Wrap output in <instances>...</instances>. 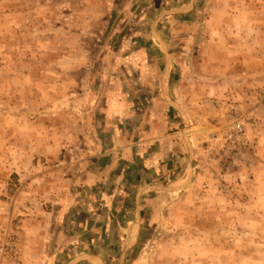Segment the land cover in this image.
Instances as JSON below:
<instances>
[{"label": "rangeland", "instance_id": "374dc122", "mask_svg": "<svg viewBox=\"0 0 264 264\" xmlns=\"http://www.w3.org/2000/svg\"><path fill=\"white\" fill-rule=\"evenodd\" d=\"M123 3L0 0V246L13 242L20 264L22 223L41 211L57 215L62 198L79 194L72 177L98 133V73L121 67L118 19L132 2ZM153 3L161 48L180 57L172 85L188 100L186 122L177 115V123L192 188L158 225L152 218L126 258L116 220L114 244L95 254L108 264H264V0ZM128 182L118 199L131 200L126 215L136 209Z\"/></svg>", "mask_w": 264, "mask_h": 264}, {"label": "crops", "instance_id": "0c3cea01", "mask_svg": "<svg viewBox=\"0 0 264 264\" xmlns=\"http://www.w3.org/2000/svg\"><path fill=\"white\" fill-rule=\"evenodd\" d=\"M128 3L126 17L118 19L120 52L114 60L121 67L98 73V133L89 137L92 146L84 159L85 168L82 164L72 177V186L79 194L62 198L59 202L64 208L57 215L41 211L22 223V264H57L70 253V260L63 264H108L95 253L109 252L114 244L115 220V240L120 257L126 258L139 249L145 230L154 226L152 218L158 225L166 208L177 206L181 195L186 196L192 188L186 181L190 163L183 148L188 141L177 123V115L186 122L180 110L188 100L182 98V87L172 85L173 66L180 57L171 53L169 58L161 48L162 26L153 0H124L122 5ZM160 11V15L168 13L167 8ZM185 69L184 75L188 72ZM128 181L135 190L131 199L136 209L126 215L123 206L130 199L124 194L121 201L118 199L119 190L130 187ZM118 204L122 205L121 216L113 213ZM67 206H82L84 210L71 215ZM148 210L154 214L149 216ZM133 264H140L139 259Z\"/></svg>", "mask_w": 264, "mask_h": 264}, {"label": "built area", "instance_id": "2783aa9c", "mask_svg": "<svg viewBox=\"0 0 264 264\" xmlns=\"http://www.w3.org/2000/svg\"><path fill=\"white\" fill-rule=\"evenodd\" d=\"M0 256L2 258L0 264H4V262H2L3 260H8L10 264H20L19 260H17V252L14 249L13 242L1 244Z\"/></svg>", "mask_w": 264, "mask_h": 264}]
</instances>
